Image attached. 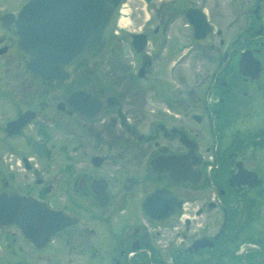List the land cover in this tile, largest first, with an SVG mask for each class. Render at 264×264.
Listing matches in <instances>:
<instances>
[{"label":"flooded vegetation","instance_id":"af4514ba","mask_svg":"<svg viewBox=\"0 0 264 264\" xmlns=\"http://www.w3.org/2000/svg\"><path fill=\"white\" fill-rule=\"evenodd\" d=\"M27 1L0 0V193L72 224L40 249L0 229V264H264V0H141L138 29L124 0L75 85L25 67L13 21ZM82 90L93 119L67 104Z\"/></svg>","mask_w":264,"mask_h":264},{"label":"water","instance_id":"95a60500","mask_svg":"<svg viewBox=\"0 0 264 264\" xmlns=\"http://www.w3.org/2000/svg\"><path fill=\"white\" fill-rule=\"evenodd\" d=\"M122 3L123 0H29L13 21L26 68L42 81L75 85L77 73L92 68L109 50ZM67 104L88 119L103 109L83 90L70 95ZM119 114L124 124L125 117L121 111ZM33 119L34 113L24 115L9 123L8 129L16 134ZM71 224L69 217L46 202L0 193V229H22L29 243L38 249Z\"/></svg>","mask_w":264,"mask_h":264},{"label":"rangeland","instance_id":"374dc122","mask_svg":"<svg viewBox=\"0 0 264 264\" xmlns=\"http://www.w3.org/2000/svg\"><path fill=\"white\" fill-rule=\"evenodd\" d=\"M128 4H129V7L131 8V11H129V13H130L129 15L125 16L126 18L130 17V20L127 24V29H129V28L130 29H133V28L138 29V27L144 23V20H142V19H147V18L152 16L150 13V8H147L148 14H146L145 16H139L140 14H142L141 8H143L145 4L144 3L142 4L141 0H130L128 2ZM5 59H7V58H5ZM10 61H11V59H10ZM106 69H107L106 65L105 66L103 65L99 68V71L102 70L103 76H104V73L106 74ZM0 76H1V73H0ZM87 76L89 77L88 70L86 72L82 73L81 79L85 81ZM87 81L88 80H86V82ZM62 138L63 137L60 136V134L58 132H55L53 135V138L51 139V143H52L51 150L52 151H51L50 158H49L50 163L58 164L59 162L61 163L63 160V154L59 150L60 140L62 141ZM56 169H58V166L54 165V171Z\"/></svg>","mask_w":264,"mask_h":264},{"label":"bare ground","instance_id":"6f19581e","mask_svg":"<svg viewBox=\"0 0 264 264\" xmlns=\"http://www.w3.org/2000/svg\"><path fill=\"white\" fill-rule=\"evenodd\" d=\"M128 22H129L128 20L127 21H123L122 25L126 26L128 24Z\"/></svg>","mask_w":264,"mask_h":264}]
</instances>
